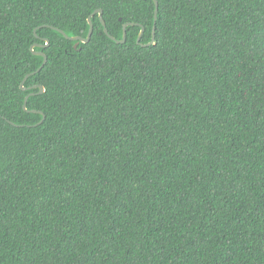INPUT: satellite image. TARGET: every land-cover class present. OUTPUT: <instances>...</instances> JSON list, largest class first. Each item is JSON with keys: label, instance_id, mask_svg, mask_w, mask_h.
Instances as JSON below:
<instances>
[{"label": "trees", "instance_id": "16d2710c", "mask_svg": "<svg viewBox=\"0 0 264 264\" xmlns=\"http://www.w3.org/2000/svg\"><path fill=\"white\" fill-rule=\"evenodd\" d=\"M157 1L0 0V264H264V0Z\"/></svg>", "mask_w": 264, "mask_h": 264}, {"label": "water", "instance_id": "95a60500", "mask_svg": "<svg viewBox=\"0 0 264 264\" xmlns=\"http://www.w3.org/2000/svg\"><path fill=\"white\" fill-rule=\"evenodd\" d=\"M154 1H155V4H156V12H155V21H156V20H157V12H158V1H157V0H154ZM94 15H99V18H100V21H101V23H102V25H103V27H104L105 33H106V34H107L112 40L116 41L118 44H125V43H126V37H127L126 28H127L128 26H132V25H134V24H132V23L126 24V25L124 26V35H123V39H122V40H117V39L113 38L112 36H110V35L108 34V30H107V27H106V23H105V21H104V19H103V11H102L101 9L96 10L92 16H94ZM92 16H90L89 19H88L89 24H90V31H89V34H88V37H87V38H83V37H69V36H68L67 34H65V32H63L62 30H59V29H57V28H54V29H55L56 31L60 32L64 37H66V39H68V40H70V41H76L77 43H76V45H75V48H78V46H79L80 43H84V44H86V43H89L90 40H91V37H92V34H93V30H94L93 23H92ZM144 32H145V29L142 27V31H141V33H140V35H139V37H138V40H137L138 44H141V39H142V36L144 35ZM44 40L48 42L47 39H44ZM154 41H155V27H154V29H153V39H152V42H151L150 44H148V45H143V46H149V45H151ZM38 46H40V45H38V44L33 45L32 48H31V51H32L35 55H37V56L44 57V62H43V65L41 66V68H42V67L46 64V62H47V57H46L42 52H35V48H37ZM41 68H40V69H41ZM40 69H39L37 72H39ZM37 72L33 73L32 75L36 74ZM29 76H30V75L26 76L24 82H23L22 85H21L23 91H25L24 83L26 82V80L28 79ZM35 88H40V92H39V94H42V93L45 92V89H44L43 86H36ZM32 95H34V94H33V93H32V94H29V95L26 97V99H25V103H24V109H25V110H27V102H28V99H29V97L32 96ZM33 112H34V113H40L39 111H33ZM44 120H45V116L43 117V120L41 121V123H43ZM41 123H40V124H41Z\"/></svg>", "mask_w": 264, "mask_h": 264}]
</instances>
